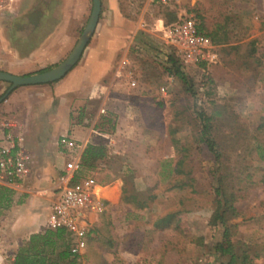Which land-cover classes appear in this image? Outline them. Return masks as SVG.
<instances>
[{
  "label": "rangeland",
  "instance_id": "1",
  "mask_svg": "<svg viewBox=\"0 0 264 264\" xmlns=\"http://www.w3.org/2000/svg\"><path fill=\"white\" fill-rule=\"evenodd\" d=\"M164 1L159 0L155 12L172 8L179 18L192 17L202 24L203 34L218 30L221 35L225 30L229 41L214 45V64L182 66L194 96L168 73L164 57L169 48L161 33L156 46L152 42L142 49L130 48L125 70L133 72L136 87L130 89L124 82L116 97L121 103L109 101L103 107L105 114L98 112L105 117L106 108L111 113L116 110L113 127L94 130L91 140L105 147L107 157L94 170L79 174V182L86 180L114 191L111 199H101L103 210L92 226L99 232L86 241L80 264H218L210 247L220 232L208 225L214 199L212 172L218 165L200 142L199 114L214 117L212 136L222 154L220 165L231 174L228 186L236 188L238 178L249 177L238 185L242 189L236 201L240 216L231 221L237 225L235 239L264 244V161H259L254 149L256 142L264 141V133L258 132H264V0H181L180 5ZM73 47L46 69L63 61ZM183 148L187 154L183 170L190 172L193 181L192 188L178 189L175 186L183 183L184 176H165L172 173ZM128 173L134 175L136 190H150L156 196L148 208L137 210L118 202L116 188L122 185L120 177ZM45 189L44 185L38 190ZM181 206L188 210L187 233L153 229L156 218ZM18 217L12 208L0 205V220L8 222H0V231L7 234L14 228L10 221ZM199 238H203L202 246L190 241ZM254 264H264V256Z\"/></svg>",
  "mask_w": 264,
  "mask_h": 264
},
{
  "label": "crops",
  "instance_id": "2",
  "mask_svg": "<svg viewBox=\"0 0 264 264\" xmlns=\"http://www.w3.org/2000/svg\"><path fill=\"white\" fill-rule=\"evenodd\" d=\"M173 1L180 5L181 0ZM160 2L100 0L95 31L71 71L57 82L17 87L0 98V114L13 116L20 123L25 149L33 159L32 173L22 186L0 185L9 191L5 206L19 214L17 220L10 221L14 228L7 234L0 231L4 241L0 264H12L17 249L31 235L47 230L53 196H44L38 189L61 185L66 164L79 161L86 145L93 143L96 123L102 118L99 110L109 101L121 103L116 97L123 91L124 82L130 89L136 87L133 72L125 70L130 63L129 51L131 47L142 49L145 43H159L167 18L159 8L155 12ZM91 7L92 0H17L12 13L0 14V71L29 75L62 60L83 31ZM169 9L168 13L172 11ZM175 15L178 19L179 14ZM131 82L135 83L133 87ZM7 89V84L0 82V96ZM106 110L108 118H116L115 109L114 114L109 107ZM61 138L67 145H61ZM82 182L88 183L94 193L97 188H105ZM120 189L121 182L118 202ZM97 219L98 215L91 216L93 225Z\"/></svg>",
  "mask_w": 264,
  "mask_h": 264
},
{
  "label": "trees",
  "instance_id": "3",
  "mask_svg": "<svg viewBox=\"0 0 264 264\" xmlns=\"http://www.w3.org/2000/svg\"><path fill=\"white\" fill-rule=\"evenodd\" d=\"M165 15L167 16V18H165V26L178 20L176 15L172 12H166ZM220 28L221 27H219V29ZM204 29L205 27L202 26V24L196 23L197 33L209 38L214 45L228 43L229 37L225 30L222 31L221 35H218V30L203 34ZM167 63L169 65L168 73L183 84L186 93L194 96L195 91L192 82L182 71V66L178 60L170 55L168 56ZM4 94L5 93H3L0 98H2ZM213 119V116H206L205 114L198 115L200 142L213 156L214 161L218 165L212 172L214 199L213 210L208 225L212 229H217L220 233L219 239L212 244L210 251L217 257L218 264H254L256 260L264 256V244H246L235 239L237 225L231 222L240 216L236 201L239 198L238 193L241 192L242 189L238 185L249 177L245 179L238 178L236 188L234 185H232V187L228 186L227 181L231 177V174L226 173L220 165L222 154L215 140V136H212ZM113 124L111 118L105 116L96 123L95 130L102 131L104 127H113ZM261 128L262 126L258 127V129ZM258 132L264 133L262 130H258ZM255 145L254 149L257 152L259 161H264V141L261 144L256 142ZM106 157V149L102 144L91 143L86 145L80 156V169L73 175L71 183L79 182V174L82 170H94ZM186 159V150L183 148L181 156L176 161L172 173L169 172L167 176H165V178L168 179L171 174L183 175V183L175 186L178 189H184L185 187L192 188L193 180L190 177V172H184L183 170ZM222 170L224 172H222ZM120 178L122 181L120 202L122 204L129 205L137 210H143L148 208L150 203L156 198V196L150 194V190L138 191L135 189L133 185V173L123 174ZM8 194V190L0 188V205H5V203H7ZM180 204L183 205L182 202ZM187 213L188 210L186 207L184 208V206H181V208L177 210L167 212L156 218L152 223V227L158 231L171 230L179 235H183L188 232ZM98 232V229L91 228L88 239L92 240V238L96 237ZM190 241L196 243L198 246L203 245V238ZM107 243L111 245L110 240H108ZM70 244L71 238L64 230H45L41 234L31 235L29 239L17 249L12 264H80V258L82 256L72 255L69 252Z\"/></svg>",
  "mask_w": 264,
  "mask_h": 264
},
{
  "label": "built area",
  "instance_id": "4",
  "mask_svg": "<svg viewBox=\"0 0 264 264\" xmlns=\"http://www.w3.org/2000/svg\"><path fill=\"white\" fill-rule=\"evenodd\" d=\"M17 0H0V14L12 13ZM162 37L169 52L164 59L172 55L185 68L209 66L216 61L215 46L211 40L196 31V23L192 17L179 18L163 28ZM130 85L133 87L134 82ZM161 93L165 94L162 88ZM99 114H105L104 109ZM61 145H67L61 138ZM33 159L25 149V136L20 123L10 115L0 114V185L19 188L30 177ZM80 169L79 161L69 162L61 185L53 189L41 190L44 196L51 194L53 199L47 217V230L62 229L69 234L71 244L69 252L81 255L93 226L91 216L103 210L101 198L93 192L85 182L71 183L73 175ZM3 239L0 235V258L3 254Z\"/></svg>",
  "mask_w": 264,
  "mask_h": 264
},
{
  "label": "water",
  "instance_id": "5",
  "mask_svg": "<svg viewBox=\"0 0 264 264\" xmlns=\"http://www.w3.org/2000/svg\"><path fill=\"white\" fill-rule=\"evenodd\" d=\"M100 7V0H92L91 12L81 35L77 39L74 47L69 52L67 57L56 66L43 72L22 76L0 71V82L8 84V89L3 95V98L17 87L34 86L57 82L61 80L69 71H71L78 63L85 47L87 46L95 31L100 15Z\"/></svg>",
  "mask_w": 264,
  "mask_h": 264
},
{
  "label": "bare ground",
  "instance_id": "6",
  "mask_svg": "<svg viewBox=\"0 0 264 264\" xmlns=\"http://www.w3.org/2000/svg\"><path fill=\"white\" fill-rule=\"evenodd\" d=\"M95 192L98 198L109 199L114 196V193H113L114 191L108 188H97ZM116 194H117V188H116Z\"/></svg>",
  "mask_w": 264,
  "mask_h": 264
}]
</instances>
